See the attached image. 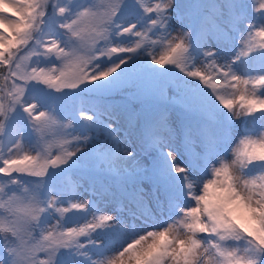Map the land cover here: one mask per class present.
<instances>
[{
	"label": "snow or ice",
	"instance_id": "obj_1",
	"mask_svg": "<svg viewBox=\"0 0 264 264\" xmlns=\"http://www.w3.org/2000/svg\"><path fill=\"white\" fill-rule=\"evenodd\" d=\"M39 89L86 91L91 106L41 111ZM174 108L197 118L174 119ZM237 124L247 134L229 154ZM257 124L264 128V0H0V136L9 126L18 134L6 156L0 150V264H264ZM173 132L190 166L178 162ZM100 201H128L151 226L109 255L97 237L125 224L122 210L104 214ZM68 213L92 219L66 227Z\"/></svg>",
	"mask_w": 264,
	"mask_h": 264
},
{
	"label": "rangeland",
	"instance_id": "obj_2",
	"mask_svg": "<svg viewBox=\"0 0 264 264\" xmlns=\"http://www.w3.org/2000/svg\"><path fill=\"white\" fill-rule=\"evenodd\" d=\"M182 3H189L190 0H181ZM152 39H155V37H152ZM259 39V38H258ZM135 43V38H132L128 43L127 46H132ZM161 50H157V55L160 54ZM225 59L227 58L226 56L224 57ZM54 59V58H53ZM144 59L147 60V56H144ZM49 62V58H40V63L42 64V66L44 64H47ZM195 62V59L194 61ZM221 63H223L224 61H220ZM203 61H197V68H199L202 71H205L206 74H212L211 71L209 69H205L202 68L201 65L203 64ZM214 83H219L223 86L222 89V94L225 95L226 98L228 99H234L233 96V91L231 88L227 87V85L225 84V82L223 80H217V81H213ZM198 83V82H193ZM201 87H206L205 85L201 84ZM209 91H211V89H208ZM35 92V96L34 98L36 99V101L38 103L41 104V111H56L59 112L62 110V107H69L68 110H76V109H81L83 108L84 110H88L90 108V101L88 100V96L90 94L85 93L86 91H80L77 94H69L66 95V97L64 95L61 94H56V93H48L46 91H44L43 89H39V90H33ZM76 95L78 96H83L81 98H74ZM236 95H239V93H236ZM57 96H62V98L60 99H56L55 97ZM64 99V100H63ZM64 101L67 102V105L64 104ZM205 101V103H204ZM203 101V106L205 108L206 111H211L214 114L221 116V118H223L222 113L225 112L226 110H220L217 111L216 110V104L213 100L211 99H207ZM237 106H238V102H237ZM73 108V109H71ZM183 116H179V119L181 121ZM174 119L176 118V116L173 117ZM186 120V119H185ZM189 120H195V119H189ZM260 133H264V128H260L259 125H255L252 126V134H253V138H259L260 137ZM234 134L236 135L235 137V142L232 144V146L229 148V154H231L232 150L235 149L237 147L238 141L239 139H241L243 137V135L247 134V130H245L242 126H240L239 124L234 126ZM17 133L12 129L11 126H9L7 133L4 136H1L4 142H6L7 144H9L8 149L12 147V144L14 143L15 139L17 138ZM0 139V140H1ZM172 139L174 140V145L177 149L178 152V162L181 163H188L190 166V162L187 161L184 157H183V149L181 148L180 144H179V133L177 134V136L175 135V133L173 132V137ZM27 141V132H25V139L21 142V147L19 149L20 154H23L24 151L28 150V143ZM8 149L6 150L5 156L7 155ZM53 152H55V148L52 149ZM28 154L30 155H35V151H30ZM13 158H16L15 156ZM122 167L118 166L116 171H121ZM108 176V180H107V184L109 185L110 181L113 179H116V172H109L107 173ZM173 180L172 182L176 185L177 190L179 191V184L177 182V180L174 178L175 174H171ZM34 179L32 177H27L25 176V180L29 181ZM64 188H65V193H66V197H65V204L63 205L64 207H68V194L71 191V184L69 183L68 178H64ZM111 187H114L111 185ZM144 188V198L145 200H150L151 199V186L147 183H145L143 185ZM84 200L88 199V196L85 195L83 197ZM74 202V201H73ZM181 203H183V200H181ZM98 207L103 211L104 214H110L113 211H116L118 209L122 210L121 214H118L117 218L119 219L121 216L123 217V223L125 224V227H120L119 225H116L110 229H106L105 232L103 234H101L100 236H98V239H103L104 244L107 246L108 251H109V255H111V252H114L116 250H118V248L121 246V244L124 242V240L128 237H130L131 235H134L135 232L139 229L142 230L145 227L151 226V221H152V217H143V211L142 209H138L135 207L134 204L129 203L128 201H124L122 203H105L104 201H100L98 204ZM131 208L132 212H135L137 214V216H141V219H137L136 216H130L128 215V209ZM99 214V213H97ZM92 219V214L89 213L88 216H85L83 214L80 213H68L67 216L65 217V220L63 221V219H61V224H63L66 227H78L79 225L86 223L87 221ZM156 220L160 219L159 215L155 216ZM149 221V223H146L145 221ZM50 224H56L57 221L56 219H51ZM135 225V227H134ZM90 251H92L93 254V258H96V253L95 250L90 246ZM86 264V262H85Z\"/></svg>",
	"mask_w": 264,
	"mask_h": 264
},
{
	"label": "trees",
	"instance_id": "obj_3",
	"mask_svg": "<svg viewBox=\"0 0 264 264\" xmlns=\"http://www.w3.org/2000/svg\"><path fill=\"white\" fill-rule=\"evenodd\" d=\"M190 2H195V0H190ZM85 93H87V92H85ZM87 94H90V93H87ZM62 95V94H61ZM66 97V96H65ZM64 100V99H63ZM204 100H207V99H204ZM203 100V101H204ZM113 103H115V104H120V103H123V99L122 98H120V97H117L114 101H113ZM204 103H205V101H204ZM64 104H66L67 105V102L66 101H64ZM69 108V107H68ZM71 109H73V108H71ZM153 110H154V104L150 101V100H148V101H146L145 102V108H144V114H145V117L147 118V117H150L151 116V114H152V112H153ZM172 116L174 117V116H183L182 117V120H185V119H187V120H189V119H196L197 117L195 116V115H193V114H188V113H183L179 108H174V113L172 114ZM33 180V179H32ZM32 180H30L29 179V181H32ZM115 180L116 179H113V180H111L110 181V183H109V186L111 187V185L112 186H115L114 185V182H115Z\"/></svg>",
	"mask_w": 264,
	"mask_h": 264
},
{
	"label": "bare ground",
	"instance_id": "obj_4",
	"mask_svg": "<svg viewBox=\"0 0 264 264\" xmlns=\"http://www.w3.org/2000/svg\"><path fill=\"white\" fill-rule=\"evenodd\" d=\"M2 137L0 136V139ZM9 144H7L6 142L3 141V139L0 140V150L3 151V153H6V150L8 149Z\"/></svg>",
	"mask_w": 264,
	"mask_h": 264
}]
</instances>
